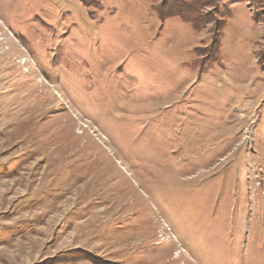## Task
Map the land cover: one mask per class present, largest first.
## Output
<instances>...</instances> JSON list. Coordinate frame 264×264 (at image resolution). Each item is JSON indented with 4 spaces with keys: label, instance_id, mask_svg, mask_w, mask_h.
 <instances>
[{
    "label": "rangeland",
    "instance_id": "rangeland-1",
    "mask_svg": "<svg viewBox=\"0 0 264 264\" xmlns=\"http://www.w3.org/2000/svg\"><path fill=\"white\" fill-rule=\"evenodd\" d=\"M185 1L0 0V264H264V6Z\"/></svg>",
    "mask_w": 264,
    "mask_h": 264
},
{
    "label": "trees",
    "instance_id": "trees-1",
    "mask_svg": "<svg viewBox=\"0 0 264 264\" xmlns=\"http://www.w3.org/2000/svg\"><path fill=\"white\" fill-rule=\"evenodd\" d=\"M151 2L160 1L158 6H153V10L157 13L160 21L164 22L168 18L178 17L186 23L191 24L194 29H199L200 27L209 23V20H204L202 14L196 4L188 3L185 0H149ZM221 11L217 12V23L215 31L217 33V39L213 40L210 47L214 50L212 51V58H208L207 55L204 57L203 54L196 51L197 57L201 59L199 64V72L203 73L205 68L210 67L217 63L220 59V40L222 32L226 27V20L230 18V6L234 3L239 2H249L259 8V6H264V0H222ZM262 12V11H261ZM258 13V12H257ZM253 14L254 23H260L264 21V17H259L261 14ZM262 59V58H259ZM262 69H264V63L260 61Z\"/></svg>",
    "mask_w": 264,
    "mask_h": 264
}]
</instances>
